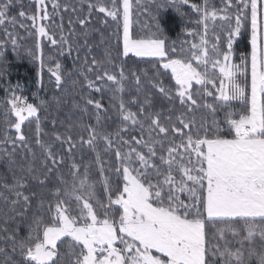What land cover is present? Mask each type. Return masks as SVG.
<instances>
[{
  "label": "snow or ice",
  "instance_id": "obj_1",
  "mask_svg": "<svg viewBox=\"0 0 264 264\" xmlns=\"http://www.w3.org/2000/svg\"><path fill=\"white\" fill-rule=\"evenodd\" d=\"M16 2L0 0V26L13 45L16 40L8 25H16V18L9 15ZM86 2L88 15L78 16L76 23L87 29L93 10L103 14L105 24L115 25L118 54L151 62L156 72L152 76L132 73L136 91L143 98L126 102L117 95L124 93L129 80L122 66L112 73L94 59L86 68L87 72L99 69L95 79L85 76L88 89L99 93L104 90L100 81L111 85L114 99H119L120 124L114 131L105 130L99 118L105 106L88 98L81 111L86 113L87 106H92L97 113L95 124L82 125L77 137L70 131L54 134L53 141L62 148L66 145L70 157L86 146L93 153L92 160L72 159L69 178L58 177L59 187L52 199L40 202L47 219L33 217L26 235H17L19 228L12 231L8 237L11 251L19 259L0 249L7 257L4 264H264V251L257 253L254 247L257 240L264 247V0H224L223 15L216 10L209 13L207 0L203 7L190 0H170L177 10L190 4L204 21L227 24L225 48L219 46L216 36L209 51L205 24V35L198 44H190L187 58L170 55L165 39L158 34L145 37L133 32V0ZM33 4L34 13L19 12L31 22L38 38L36 51L29 54L39 63L41 73L46 60L49 62L54 87L62 88L61 65L57 62L53 68V58H45L43 40L62 55L72 54L73 21L68 20L71 30L65 33L61 15L69 6L61 0H33ZM71 11L75 13L77 8L73 6ZM56 17L59 34L51 30ZM245 25L251 30L250 74L246 57L240 64L232 63L234 38ZM3 55L0 50V57ZM209 64L214 69L212 76L207 74ZM165 78L170 81L167 85ZM142 80L169 104L178 102L181 111L170 109L166 119L162 118L144 92ZM194 85L199 87L194 90ZM209 85L216 95L212 103H205L203 96L214 95ZM9 103L15 120L8 126L14 131L5 133L0 152L11 162L18 145L31 151L25 129L34 125L45 170L41 176L32 168L22 169L13 176L11 188L5 185L13 198L4 200L15 212L31 204L35 193L28 191L29 181L44 185L47 174L59 170L65 158L42 139L39 113L42 108L47 111L43 99L35 106L13 95ZM129 103L137 104V110H131ZM237 103L240 111L235 110ZM199 110H206L211 119L197 121L194 113ZM218 113H223L222 119L217 118Z\"/></svg>",
  "mask_w": 264,
  "mask_h": 264
},
{
  "label": "trees",
  "instance_id": "obj_2",
  "mask_svg": "<svg viewBox=\"0 0 264 264\" xmlns=\"http://www.w3.org/2000/svg\"><path fill=\"white\" fill-rule=\"evenodd\" d=\"M61 3L69 6L68 12H62L65 33L71 29L68 25V20L72 19L75 32L70 37L73 51L71 55L60 54L57 48L53 47L45 38L43 40L44 56L45 58L51 56L53 59L51 65L54 68L58 62L61 65L63 75L62 88L54 87V77L48 72V61L45 62V67L41 73L39 63L33 59L29 54L36 51L37 36L35 30L30 26L31 22L19 16L20 11H25L26 14L34 13L35 7L33 0H17L11 8L9 15L16 18V25H8V31L12 33V39L16 40L13 45L9 36L5 33L4 27L0 26V50L4 55L0 57V143H2L5 133L12 134L14 129L8 126L9 121H14L13 114L10 111V106L7 104L8 94L15 88L23 90L24 96L28 98L29 102L35 106L40 105L41 99L45 101L44 108L41 109L39 115L40 125L43 130L42 139L49 144H53V150L58 155H63L65 164L59 168L48 173V179L44 185L38 184L34 180L29 181L28 191L35 193L32 197L31 204L20 209L19 207L15 212L10 211L11 205L6 203L4 197L8 200L13 198V193L5 190L7 184L11 188L13 184V176L20 175L21 170L32 168L38 175L43 176L45 170L42 166L44 160L43 154L35 143V127L29 125L25 131L27 138L30 142L31 151L26 148L17 146L14 158L11 162L3 152H0V249L9 255L14 256L15 259L19 257L12 253V244L8 237L16 228L21 229L17 235H26L27 224L31 222L35 216H43L47 219L48 213L46 208H41L40 202L44 201L45 204L52 199V193L59 187L58 177L64 176L69 178V170L72 159L78 162L83 157V162L88 163L92 160L93 153L87 150L85 146L81 151L74 152L70 155L65 151L66 145L62 148L59 144L53 141V136L56 133L62 135L68 134L70 131L73 137L82 134V125L95 124L97 113L92 106H87L88 111L82 112L81 108L85 107V101L92 98L101 102L106 111L99 113V118L105 130L114 131L120 124L117 115L116 105L119 99H114L112 91H110V84L105 81L99 83L103 87L102 92H95L87 88L85 76L88 79H95L98 68L92 72H87L86 68L92 66V61L95 59L109 72L118 73L119 68L122 66L125 73L129 76L126 82L125 91L122 94L124 100L127 102L131 99H142L143 96L136 91V86L131 78L132 73L142 74L148 72L152 76L156 72V68L151 62L142 60L136 57L129 56L124 58L120 56V45L115 36V25L110 21L108 24L103 22V14L93 10L91 13V22L87 29H82L76 23L77 17H84L88 15V8L86 0H61ZM191 3H196L202 7L204 0H190ZM189 5H181L179 10L171 6L170 0H133V15H132V30L141 36L150 37L154 34L162 36L166 41V47L169 49L170 55L174 57H185L189 55V46L192 43H199L202 35L205 34V29L200 13L193 11ZM75 6L77 11L74 13L71 8ZM21 21L23 26L21 27ZM59 22V17H56L55 22L51 25V30L57 31L56 23ZM48 24L47 21L44 22ZM159 26V32L157 27ZM227 24L223 22L210 33L207 31V37L215 35L220 37L219 46L226 47L225 37ZM87 32V35H85ZM193 33V35H189ZM212 34V35H210ZM212 45L214 42L213 37L210 38ZM233 44V59L234 64H240L241 58L246 57L249 61V74H250V56H251V30L250 25H245L241 30V34L234 40ZM175 47L177 51L171 52ZM210 51V49H209ZM79 56V59H77ZM111 59L112 63L109 64L108 60ZM87 61V63H86ZM195 61H193L194 63ZM41 79L43 80V87L41 86ZM165 84L170 81L165 78ZM143 90L146 92L154 102L155 109L160 111L162 118L170 114V109L176 113L181 111L178 102L169 104L167 100L160 97L149 85L147 80H142ZM174 83V81H171ZM218 86V81H217ZM199 87L195 86L194 90ZM208 90L213 91V97L203 96L205 103H212L216 90L211 85ZM59 101L56 103L55 101ZM128 107L136 111L137 104L129 103ZM236 111H240L239 104L235 106ZM223 113H218L217 118L222 119ZM194 118L199 121L204 118L206 121L211 117L207 115L206 110H199L194 113ZM55 121V127H53ZM86 135V133H83ZM12 145L9 143L7 148L10 150ZM101 149L103 144L100 145ZM107 159V158H106ZM7 229V231H5ZM235 246V241L232 242ZM257 253L264 251L260 241L257 240L254 244ZM4 252H0V264H4L7 259ZM247 252V248H245ZM253 264L255 262L253 261Z\"/></svg>",
  "mask_w": 264,
  "mask_h": 264
},
{
  "label": "rangeland",
  "instance_id": "obj_3",
  "mask_svg": "<svg viewBox=\"0 0 264 264\" xmlns=\"http://www.w3.org/2000/svg\"><path fill=\"white\" fill-rule=\"evenodd\" d=\"M203 6H205V0H204V3L202 4V7H203ZM207 9H208L209 13H210L212 10H216L220 15H223V11L226 10V9L224 8V0H207ZM202 21H203L204 29H205V24L208 25V27H207V31H208V33H210L211 31H213L214 29H217L218 26H219L220 24L223 23V22L220 21V20H216L215 22H212L211 20H209V21H204V20L202 19ZM204 35H205V34H204ZM210 35H212V34H210ZM212 37H213L214 42H216V41H215V37H216L215 33H214V35L210 36V38H212ZM206 38H207V42H208V47H209V49H210V51H211V45H210V44H212L211 39H210L209 37H207V34H206ZM236 38H237V37H236ZM236 38H234V40H235ZM219 41H221V40H219ZM234 42H235V41H233V44H234ZM225 43H226V41H225ZM136 58H137V57H136ZM139 59H141V58H139ZM232 63L234 64V59L232 60ZM193 64H194V66H197L195 62H194ZM198 70H201V71H202V70H203V67H202V66H198ZM213 73H214V69H213V68L211 67V65L209 64V66H208V68H207V74H208L209 76H212ZM217 75H218V72H217ZM217 81H218V80H217ZM218 83H219V81H218ZM195 86H196V85H194V87H195ZM13 95H15V96H19V97H22L25 101H27L28 103H30L29 100H28V98H26V97L24 96L23 90H22V89H19V88H15L12 92H10V93L8 94L7 104H9V106H10L9 101L11 100V98H12ZM13 117H14V114H13ZM14 119H15V117H14Z\"/></svg>",
  "mask_w": 264,
  "mask_h": 264
}]
</instances>
